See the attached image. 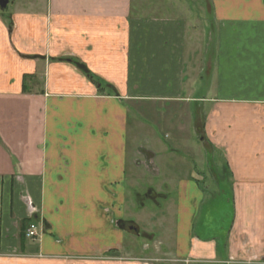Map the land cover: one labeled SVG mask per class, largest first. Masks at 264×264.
<instances>
[{
    "label": "crops",
    "instance_id": "crops-1",
    "mask_svg": "<svg viewBox=\"0 0 264 264\" xmlns=\"http://www.w3.org/2000/svg\"><path fill=\"white\" fill-rule=\"evenodd\" d=\"M10 1L13 11L0 10V256L64 264L116 251L123 222L137 224L131 215L145 209L128 181L161 176L182 184L179 204H167L171 260L264 264V0H211L218 24L244 38L220 53V27L200 80L188 77L181 24L139 18L132 0ZM200 88L206 93L190 94ZM157 101L201 104L198 151L207 166L180 156L155 164L173 149L155 148L144 120L130 124L128 139V111ZM224 184L232 219L210 234L200 213L227 197ZM27 219L34 241L23 235Z\"/></svg>",
    "mask_w": 264,
    "mask_h": 264
},
{
    "label": "rangeland",
    "instance_id": "rangeland-1",
    "mask_svg": "<svg viewBox=\"0 0 264 264\" xmlns=\"http://www.w3.org/2000/svg\"><path fill=\"white\" fill-rule=\"evenodd\" d=\"M209 3H211V0H132V13L139 18H166L181 24V28L186 36L187 74L191 79L200 80L206 75L203 66L207 65L208 67L210 60H212L213 54L211 49L213 48L214 51L216 48L220 27L222 30L219 38L220 53L226 49L224 46L225 43L235 42L234 47H237V42H242L244 38L242 35L243 33L240 31L233 36L229 35L231 34L230 31L227 28L224 29L225 25L218 24L212 12H210L212 9H210ZM14 7L15 5L10 1L4 12L13 11L15 9ZM229 46L231 47V45ZM185 89L186 90L183 91L186 95L190 90L188 81H186ZM205 93L206 88H200L196 90V92L193 91L190 94L201 95ZM200 107V103L193 105L189 102L178 101L168 103L157 101L155 104H150L145 111L142 108L135 107L128 111V124L130 127V129H128V139H132V127L130 124L144 120V122L154 129L155 139H158L162 144L160 145L158 140L154 141L153 144L155 148L159 149V151L161 147L162 149L168 147L173 149V151L166 149L167 151L164 150L163 153L156 154L154 158L155 164L159 160H164L173 165L174 159H178L180 156V158L183 157L182 159L187 161V164L196 165V163L199 164V161H203L204 166H207L205 154H200L198 151V147L203 145L200 143L202 128L198 131L196 126L202 127L204 124V110H201ZM141 142L140 140V144ZM178 150L180 151L178 152ZM204 171L207 175L211 174V171L207 170V167H205ZM213 171L217 177V170L213 169ZM178 180V178L153 176L151 179L145 180V183L141 185L129 180L128 187L141 196L149 192V189H146L148 187H152L150 191L156 194L153 199L150 197L141 200L138 199L140 200V205H138L139 208L145 205V209L142 211L135 213L131 205V210L135 213L131 216H134L135 219L138 218L137 224H132L136 227L137 233L128 230V225L131 223L127 222L129 221L127 220L123 222L125 235L123 246L120 249L109 251L107 254L101 255V257L90 260L70 259V263L64 264H184L171 260L165 253V246H168L165 238L167 240L172 238L173 240L175 237V232L172 230L174 226L171 225V220H167L166 217H170L167 214V211L170 210L167 204H175V201L179 204L178 198L180 197L182 184ZM224 186L229 193L226 194L227 197L224 196L215 207L211 205L208 208L204 207L202 213H200L203 217L202 219L205 218L206 225L204 226L209 228V233L215 230L216 233L219 232L221 235L226 231L232 219V204L229 200L231 193L229 187L227 189L225 184ZM200 187H203L204 190L209 187L212 191L217 189L216 184H209L206 185V187L200 184ZM133 191H129L128 202L133 201ZM162 194L165 195V197L162 196ZM191 196L193 197V193H191ZM166 198L167 201H165ZM135 203L136 205L138 204L137 198ZM147 208H149V210H147ZM150 210H153L155 217L150 218V213L146 216L147 211ZM131 222L133 221L131 220ZM148 231L155 237H148ZM213 232L214 231L210 234ZM206 233H208V231H206ZM159 239L161 240L160 243L157 241ZM0 264L62 263L59 259L40 258L34 253H27L26 255V253L20 252L7 256H0Z\"/></svg>",
    "mask_w": 264,
    "mask_h": 264
},
{
    "label": "built area",
    "instance_id": "built-area-1",
    "mask_svg": "<svg viewBox=\"0 0 264 264\" xmlns=\"http://www.w3.org/2000/svg\"><path fill=\"white\" fill-rule=\"evenodd\" d=\"M24 235L26 238L34 241L38 237V229L34 222L28 224L27 228L25 229Z\"/></svg>",
    "mask_w": 264,
    "mask_h": 264
},
{
    "label": "flooded vegetation",
    "instance_id": "flooded-vegetation-1",
    "mask_svg": "<svg viewBox=\"0 0 264 264\" xmlns=\"http://www.w3.org/2000/svg\"><path fill=\"white\" fill-rule=\"evenodd\" d=\"M198 119H199V117H198ZM197 127L199 128L198 125H197ZM200 130H201V126H200ZM154 195H156V194H154L152 191H149L147 193H144L143 196H141L140 194H138L137 197H136L137 198V201H138L137 203L139 204L141 199H144V198H147V197H150V198L153 199L154 198ZM138 199H140V200H138ZM128 230L129 231H132L134 233H137L136 227L134 225H132V224L128 225Z\"/></svg>",
    "mask_w": 264,
    "mask_h": 264
},
{
    "label": "water",
    "instance_id": "water-1",
    "mask_svg": "<svg viewBox=\"0 0 264 264\" xmlns=\"http://www.w3.org/2000/svg\"><path fill=\"white\" fill-rule=\"evenodd\" d=\"M9 0H0V10L3 11L6 8V5L8 4ZM198 131L200 130L199 128H196Z\"/></svg>",
    "mask_w": 264,
    "mask_h": 264
},
{
    "label": "trees",
    "instance_id": "trees-1",
    "mask_svg": "<svg viewBox=\"0 0 264 264\" xmlns=\"http://www.w3.org/2000/svg\"><path fill=\"white\" fill-rule=\"evenodd\" d=\"M31 221H33V219L31 220V219H27V220H23V221H21V226L23 227V226H26V225H28ZM23 235H24V231H23ZM20 237H21V234H20Z\"/></svg>",
    "mask_w": 264,
    "mask_h": 264
}]
</instances>
